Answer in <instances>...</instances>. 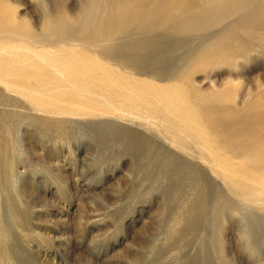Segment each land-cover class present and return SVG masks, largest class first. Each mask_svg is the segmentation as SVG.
<instances>
[{
  "label": "rangeland",
  "instance_id": "1",
  "mask_svg": "<svg viewBox=\"0 0 264 264\" xmlns=\"http://www.w3.org/2000/svg\"><path fill=\"white\" fill-rule=\"evenodd\" d=\"M0 264H264V0H0Z\"/></svg>",
  "mask_w": 264,
  "mask_h": 264
},
{
  "label": "bare ground",
  "instance_id": "2",
  "mask_svg": "<svg viewBox=\"0 0 264 264\" xmlns=\"http://www.w3.org/2000/svg\"><path fill=\"white\" fill-rule=\"evenodd\" d=\"M3 54V53H2ZM42 97V96H41ZM136 97V96H135ZM175 98V97H174ZM36 99H38V98H36ZM47 105V104H46ZM47 110V109H46ZM189 114V113H188ZM161 133V132H160Z\"/></svg>",
  "mask_w": 264,
  "mask_h": 264
}]
</instances>
